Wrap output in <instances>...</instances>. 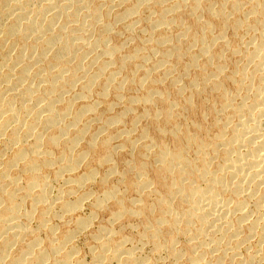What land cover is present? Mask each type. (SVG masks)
Segmentation results:
<instances>
[{
    "label": "bare ground",
    "instance_id": "6f19581e",
    "mask_svg": "<svg viewBox=\"0 0 264 264\" xmlns=\"http://www.w3.org/2000/svg\"><path fill=\"white\" fill-rule=\"evenodd\" d=\"M0 264H264V0H0Z\"/></svg>",
    "mask_w": 264,
    "mask_h": 264
},
{
    "label": "rangeland",
    "instance_id": "374dc122",
    "mask_svg": "<svg viewBox=\"0 0 264 264\" xmlns=\"http://www.w3.org/2000/svg\"><path fill=\"white\" fill-rule=\"evenodd\" d=\"M203 18H204V17H203ZM205 19H206V18H205ZM202 20H203V19H202ZM141 24H142V23H141ZM138 26H140V27H139V28H140L139 30H137ZM138 26H137L136 29H135V33H134V35H135V36L138 35L139 37H144V36H145V35H144L145 33L142 34V33H141V30H142V31H145V30H146V29H145V30L142 29L143 27H145V24L140 25V23H139ZM141 26H142V27H141ZM120 29L122 30V33H123V31L125 30V29H123L122 26H119V27H118V30H119V31H121ZM136 30H137L138 32H136ZM139 31H140L141 34L139 33ZM145 32H146V31H145ZM230 32H231V31H230ZM230 32H229V34H228V38H229L230 40H231V39H234V38H236V39L238 38V37H236V36H233L232 32H231V33H230ZM124 35H125V36H124ZM146 35L149 36V32H148V33L146 32ZM126 36H127V35H126L125 33H123V35H122L123 38L120 37V39H119L120 42H122L123 40H126V39H127ZM237 40H238V39H237ZM133 42H134V43L130 42L131 45H129V46L126 45V47H128V48H126V49H130V48L132 47V44H133V46L136 44V41H133ZM192 73H194V72H192ZM138 76H140V75H138ZM110 99H111V97H110ZM110 99H109V100H110ZM194 100H195V103H196V104H198V103L200 102V100L197 99L196 97L194 98ZM118 110H119V109H118ZM209 118H210V117H209ZM207 124H210V123L208 122ZM144 125H147V123H146V122H143V124H141L140 127H141V126H144ZM135 152H136V151H135ZM83 210H85V212H88L87 207H84ZM107 215H108V213H104L103 216H101L100 218H98L97 221H98V222H104V221H106V219H107ZM101 220H102V221H101ZM103 220H104V221H103ZM76 241H77L76 244H78V245L80 244V245H81V248H79L80 245L78 246V248H79L80 251H81V255H83L84 253H85L84 255H86V253H87V251H88V250H87V248H88V245H87V244H89V241L86 240V236H83V237H81L80 239L78 238V239H76ZM78 241H79V242H78ZM81 242H82V244H81ZM86 243H87V244H86ZM84 248H85V249H84ZM86 250H87V251H86Z\"/></svg>",
    "mask_w": 264,
    "mask_h": 264
}]
</instances>
